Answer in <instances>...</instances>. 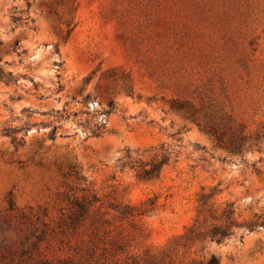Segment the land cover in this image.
<instances>
[{
  "label": "rangeland",
  "instance_id": "1",
  "mask_svg": "<svg viewBox=\"0 0 264 264\" xmlns=\"http://www.w3.org/2000/svg\"><path fill=\"white\" fill-rule=\"evenodd\" d=\"M0 66L13 77L0 81V264H88L63 223L82 188L105 206L156 197L114 221L134 255L182 234L202 187L219 184L239 219L264 217V0H0ZM161 147L157 179L121 167L126 149ZM211 255L264 264V226L178 248L173 264Z\"/></svg>",
  "mask_w": 264,
  "mask_h": 264
},
{
  "label": "trees",
  "instance_id": "2",
  "mask_svg": "<svg viewBox=\"0 0 264 264\" xmlns=\"http://www.w3.org/2000/svg\"><path fill=\"white\" fill-rule=\"evenodd\" d=\"M27 5H30V0H27ZM12 20L18 21L19 17L13 16ZM17 45L18 40H15L12 47L16 48ZM0 81L6 83L13 81L12 74L5 73L1 66ZM94 135H98V132H94ZM161 148L160 153H153L148 160H141L126 149V159L121 163V167L128 166L133 169L139 181L155 180L159 177L162 167L170 161V152L166 148ZM69 171L77 178L83 179L78 174L75 164L69 166ZM218 186L219 184L200 189L192 223L159 252L146 250L142 255L130 253L129 241L135 235H125L117 225H114L117 219H134L155 210L156 197L147 199L139 206L121 203L105 206L96 192L82 188L80 195L74 194L69 200L68 213L63 220L64 228L79 236L81 243H84L90 260L88 264H173L178 248L186 249L205 242L221 243L230 238L237 228L253 231L257 230L258 225L264 226L263 216L254 215L252 218L239 219L234 202H217L215 196L221 192ZM9 203L12 205L11 201ZM138 230L136 236H142L140 226ZM97 249L101 250V257L93 259L92 256ZM107 252L110 254L109 257L106 255ZM198 264H219V259L211 255Z\"/></svg>",
  "mask_w": 264,
  "mask_h": 264
}]
</instances>
